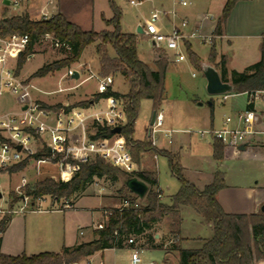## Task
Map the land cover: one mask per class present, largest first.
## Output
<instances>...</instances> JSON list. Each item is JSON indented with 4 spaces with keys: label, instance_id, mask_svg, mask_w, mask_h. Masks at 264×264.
<instances>
[{
    "label": "trees",
    "instance_id": "trees-1",
    "mask_svg": "<svg viewBox=\"0 0 264 264\" xmlns=\"http://www.w3.org/2000/svg\"><path fill=\"white\" fill-rule=\"evenodd\" d=\"M238 1L226 0L221 17L212 32L214 37L222 35L224 23ZM107 2L112 17L104 23L111 28L110 31H83L77 25L70 23L61 13L38 21L31 20L24 13L11 17L2 16L0 36L26 35L28 37L26 49L18 54L16 59V74L21 71L27 56L33 54V48L46 36L51 37L53 43H58L69 54L62 60L41 66L30 76V79L44 78L69 67L80 59L86 47L94 45L100 76L104 78L109 75H119L127 84L128 89L125 94L111 89L103 94H95L92 104L110 97L118 101L123 108L125 121L120 126V134L116 136L124 143L131 161L137 166L141 155L145 153L164 157L171 176L179 183V189L171 197L169 205L162 204L158 192L153 190L157 186L156 172L136 171L127 174L98 157L91 158L86 163L68 160L66 164L72 166L74 170L71 178L66 180L45 178L32 185L27 184L21 189V196L30 198L31 203L42 197H48L52 203H58L80 194L93 183L94 179L105 178L113 182L121 181L119 190L122 194L121 201L128 200L129 206L121 211L110 209L103 229L97 230L95 239L89 243L72 249L64 248L60 253H42L31 256L21 254L11 257L0 252V264H74L97 252L122 248L125 241L131 237L143 236L153 224L162 218L169 217L178 222L180 207L190 208L205 224L210 225L212 236L204 240L199 249L193 250L182 249L181 239L175 236L171 249L177 252L178 264H253L264 260V213L236 215L223 212L216 200L218 192L225 188L223 172L217 170L212 182L199 190L184 179L178 154L158 150L149 140L137 141L134 138L140 103L144 100L150 101L152 111L156 113L163 103L164 76L168 62L164 55L159 54L157 61L154 62V69L143 63L137 56V44L142 38L141 35L122 33L121 11L114 0H107ZM214 41L213 39L210 42L208 57L210 65H214L216 57ZM183 45L190 62L200 69V59L190 51L188 43L184 42ZM109 49L114 53L113 57L109 55ZM221 80L231 84L235 94L264 91V38L260 45V59L256 64L247 68L243 73L231 72L229 80L223 74ZM80 104L77 106L88 108V103ZM58 106L44 108L54 110ZM91 131L92 133L88 134L91 140L113 137L110 133L111 128L106 125L93 123ZM225 150L226 148L220 141L212 140V158L215 162H222ZM27 162L25 159L7 169H0V173L11 175L20 172L26 167ZM131 178H137L149 186L143 198L146 202L144 208L135 207L136 199L127 193L124 182ZM8 198L10 207L21 199L20 195L14 193H9ZM8 219L6 215L0 219V243Z\"/></svg>",
    "mask_w": 264,
    "mask_h": 264
},
{
    "label": "rangeland",
    "instance_id": "rangeland-1",
    "mask_svg": "<svg viewBox=\"0 0 264 264\" xmlns=\"http://www.w3.org/2000/svg\"><path fill=\"white\" fill-rule=\"evenodd\" d=\"M1 1V0H0ZM130 0H114L116 6L121 11L120 27L124 33L135 34L137 27H144L146 21L149 20L151 13L155 10H162L159 0H141L140 6H132ZM138 1V0H134ZM27 5L31 20H43L42 13H48L47 17H52V6L46 5L45 11L39 10L42 5L38 3L37 7L31 1L23 0L21 5L9 7H1L0 18L21 15L28 12L24 8ZM33 2V1H32ZM35 3V2H33ZM61 12L65 14L69 22L79 26L82 30H93L95 32L110 31V27L106 26L104 21L112 16L107 0H61ZM34 11V13H33ZM175 24H179L176 21ZM158 27L164 26L163 32H168L169 23L164 18L157 23ZM137 45L138 58L146 63L151 69H154V51L155 53L165 56L167 61H171V56L163 49L156 47L150 43L148 37L141 36ZM190 51L194 52L201 58V65L207 64L210 53V44L200 42V39L190 40ZM181 53L185 56V61L180 64H169L164 76V101L162 107L157 111L161 112L164 117L163 126L154 135L157 147H165L179 155L180 164L186 169L184 179L191 180L190 182L199 183L205 180L206 176L213 171L219 170L224 173V182H229L233 185L243 184L246 178L252 182L257 172L250 171L240 161H228L221 163L220 166H215L211 161V137L206 134L209 130H219L222 121L226 117H233L235 113L244 110L245 96L243 94L235 95L234 98H229L224 103L222 99L225 95L209 96L206 92V81L203 77L202 69L192 66L185 47L180 48ZM110 50V55H112ZM69 54L59 44L52 42L50 37L43 38L34 48L33 54L27 56L25 64L21 71L16 74V78L23 86H27L32 101L39 103L42 107L58 106L57 109L64 107L66 109L83 108L80 103H88V111H99L106 108L104 100L96 102L92 105L95 94H97V82L102 76L99 74L98 59L96 48L94 45L88 46L83 51L80 59L67 68H63L44 78L30 79V76L41 66L59 61L67 57ZM12 67L16 69V59L11 60ZM69 70L79 74L78 79H73L71 75H67ZM194 75V77H192ZM111 76V75H109ZM115 89L123 93L127 90V84L119 76H111ZM235 94V93H234ZM229 95H233L229 93ZM212 101V106H208V101ZM235 105V111L230 112V105ZM200 105V106H199ZM93 106V107H92ZM150 101H142L138 118L135 123L134 137L144 140L145 131L151 129L149 122L151 119ZM21 106L18 103L17 95H13L9 90L4 89L0 96V113L3 112H18ZM91 123L87 124V132L92 133ZM120 127V126H118ZM171 128L174 131L172 136V144L168 145L167 140L163 138L160 131ZM200 132H204L203 135ZM116 138V137H115ZM166 141H165V140ZM26 167L17 173L7 174V187L5 188L4 179L0 178V211L9 209L10 199L9 193H14L21 196V189L29 184L32 185L37 181L45 178H54L60 180L58 168L53 164H44L36 166L34 162L27 159ZM156 172L159 189L162 191L163 202H167L169 196L174 194L179 188L178 181L171 176L167 160L159 156L156 161ZM11 167V166H10ZM6 167L4 169H7ZM3 170V169H1ZM260 170V169H259ZM246 176V177H244ZM187 180V181H189ZM121 181L114 183L107 179L95 181L90 186L86 195L102 198L105 203L108 202L109 207H103L100 211L103 215V210H110L119 203L122 194ZM46 201L41 204V208L47 209L51 206V199L45 197ZM67 201L72 204L73 197ZM63 202L57 203L58 206ZM97 204V201H92ZM21 200L16 203L14 208L20 207ZM38 207V205H36ZM57 207V206H56ZM12 206L10 207V209ZM3 215H10L4 212ZM183 234L184 236L209 238L212 232L206 225L198 226L185 213L183 216ZM186 248H196L191 244H183ZM141 264H163V255L160 251L140 252ZM99 261L97 260L96 263ZM170 264H176V259L173 257Z\"/></svg>",
    "mask_w": 264,
    "mask_h": 264
},
{
    "label": "crops",
    "instance_id": "crops-1",
    "mask_svg": "<svg viewBox=\"0 0 264 264\" xmlns=\"http://www.w3.org/2000/svg\"><path fill=\"white\" fill-rule=\"evenodd\" d=\"M26 1H31V3L36 7L38 6V3H40V5L43 4L39 12L45 11L43 8L45 9L46 5H51V16L61 13L66 18L65 14L61 12V0ZM159 1L161 2L160 6L162 10L166 9L167 14L165 19L170 24L168 32L171 29V24H174L177 28H180V31L183 32V34L187 37H189V35L194 33L197 29H199V34L201 35H211L217 21L221 17V13L226 2V0H184L187 2V5L183 7L179 4V2L182 0ZM27 5L28 3L24 8L28 12V14H26L29 16V13H32V10H28ZM110 18L106 20H109ZM176 21H179V24H175ZM181 21L187 22V26L185 28L180 27ZM161 28L164 30L163 25ZM134 35H136V33ZM263 38L264 0H239L230 11L229 16L224 23L222 35L214 39L216 57L214 59V65L212 66L216 69L220 78L224 74V77L229 80L231 72L243 73L247 68L256 64L260 59V45ZM192 39L198 38H188L184 42L188 43L190 46V40ZM151 45L153 47V44ZM108 53H110V49L108 50ZM192 53L201 60L197 54L194 52ZM158 55L159 54L155 53L154 51V62L157 61L159 57ZM169 55L171 56V61H167L168 65H177L183 62H176L173 55L171 53ZM110 56L113 57L114 53H112ZM192 66L194 65L192 64ZM192 77L194 76L192 75ZM111 90L120 93V91L115 89L114 86L111 87ZM126 92L127 90L120 94H125ZM232 94L233 95H229V93L225 94L222 102L224 103L229 98H234L235 95H239L234 94L233 92ZM243 95L245 96V109L247 97L246 94ZM208 103H210L208 106L211 107L212 101L209 100ZM92 105L94 106V104ZM229 109L230 112L235 111V105H230ZM150 112L152 115V107ZM7 113L17 112H3L0 114ZM237 113H235L231 118L233 119ZM223 121L221 124L222 126ZM163 123L164 117L162 126ZM235 125L236 122L233 120L229 128H233ZM259 128L264 130V122ZM178 132L179 131H174L171 128H166L160 131V133L163 135V138L167 140L168 145L172 144V136L174 133ZM168 133H170L169 137L167 136ZM155 134L156 133H150L149 129H147L145 131L144 140L151 141L154 147L158 150L173 153L165 147L160 148L156 146V138L154 137ZM113 138L119 140L117 136H113ZM134 138L137 141H143L141 138ZM210 146L211 161L215 166H220L223 162L240 161L242 165L244 164L245 167L249 168L250 171L257 170L252 182H249V180L246 178H243L245 179L243 184L233 185L227 181L225 182V188L220 190L216 196V200L223 212L226 214L236 215H251L261 212V208L264 207V147L260 145L246 146L243 152L238 151V149L234 150L232 148L225 147L226 150L224 151V158L222 162L217 163L212 158V141ZM158 157L159 156L148 153L142 154L139 164L136 166L137 171L156 172V161ZM181 167L182 173L185 177L186 169L182 165ZM216 171H213L211 174L207 175L203 182H192V184L197 189L202 190L205 186L212 182L213 175ZM7 177L8 176L6 173H0V178L4 179L5 188L7 187ZM99 180L101 179H94L93 183ZM190 181L191 180L188 182ZM92 184L90 186H92ZM146 185L149 189L148 184ZM90 186H88L80 194L73 197L70 209H64L62 211L51 210L7 215L9 219L5 225V230L1 235V254L16 257L21 254L31 256L42 253H60L64 248L72 249L81 244L89 243L94 240L95 232L97 231L96 226L98 224L104 225L106 222V217L102 216L100 211L103 207H109V205L108 202L105 203L102 198L86 195V191ZM178 189L179 188H177V191ZM153 190L160 193V202L166 205L170 204L171 197L177 192L176 191L174 194L169 196L167 202H163L164 198L162 191L159 189L158 180L157 186L153 188ZM127 193L136 199V204L138 207L144 208L146 206L144 199L137 198L133 194L129 193L128 190ZM92 201H97L98 203L93 204ZM120 203L121 198L119 203H117V205L114 207H118ZM15 205L13 207H15ZM9 209L0 211V219L4 216V212L8 211ZM185 213L191 219V221H193L195 224H198V226L206 225L207 228L211 230V226L205 224L193 210L188 207H180L178 222L169 217L162 218L159 222L153 224L150 230L146 231L143 236L131 237L134 241L133 246L128 245L127 241H125L122 248L108 249L97 252L94 255L83 258L74 264H130L131 251L133 249H137L139 252L160 251L163 255V264H170V261L173 257L176 259V264H178L177 252L171 249V245L174 242L175 236H178L181 239L180 247L182 249L189 250L199 249L204 240L211 238H200L198 236L190 238L188 236H184L182 232L184 225L182 216ZM183 244H191L190 247L195 246L196 248H189V246L186 248L183 246ZM97 260L99 261L98 263H96ZM253 264H264V260L256 261Z\"/></svg>",
    "mask_w": 264,
    "mask_h": 264
},
{
    "label": "built area",
    "instance_id": "built-area-1",
    "mask_svg": "<svg viewBox=\"0 0 264 264\" xmlns=\"http://www.w3.org/2000/svg\"><path fill=\"white\" fill-rule=\"evenodd\" d=\"M0 1L1 7L21 5L23 0H6L8 5ZM132 6H140L142 1L130 0ZM181 6H186L187 2H179ZM48 13H42L43 20L49 19ZM166 12L153 11L149 20L145 22L142 30L144 35L156 47L163 49L166 53L172 54L176 62L185 60L180 48L188 38H198L202 43L210 44L211 40L218 38L212 34L205 36L199 34V29L187 37L171 24L169 32H163L157 23L166 16ZM186 21L180 22V27L185 28ZM49 36H46L47 38ZM51 38V37H50ZM52 40V39H51ZM58 45V43H54ZM28 45L26 35L0 36V96L4 89L9 90L13 95H17V100L21 109L17 113L0 114V169L13 166L25 159H29L36 166L53 164L59 170L61 180L69 179L73 176L72 166L66 164L68 160L86 163L91 158L98 157L106 163L121 170L124 173L132 174L137 171L135 164L131 161L129 154L121 140L97 139L91 140L87 132V124L97 123L106 125L111 129L121 126L124 121V112L121 104L114 98L105 99L106 108L104 110L89 112L88 108L60 109L53 111L42 107L39 103L32 101L27 86H23L16 78V69L11 65L13 58L17 59ZM75 71L69 70L67 75L73 76ZM194 76V75H193ZM113 80L111 76L100 78L97 82V94H103L111 89ZM246 108L238 112L235 117H226L223 126L219 130H209L206 132L212 140L220 141L224 147L237 150L239 146L260 145L264 147V130L260 125L264 122V91H256L246 94ZM235 120L236 125L229 128ZM163 116L156 113L155 120L150 133H156L162 127ZM201 135L204 132H200ZM170 136V133L167 135ZM17 147L20 150L17 151ZM36 156V158H35ZM54 179V178H52ZM160 198V193L158 192ZM21 206L9 209V214H26L41 211H62L70 209L71 204L63 200L60 206L51 203L50 208L43 209L41 204L46 201L45 197L36 199L31 203L30 198L21 197ZM38 205V207H36ZM57 206V207H56ZM129 206L128 200L121 201L114 209L123 210ZM135 207L138 205L135 203ZM110 210H103V215L107 217ZM103 224H98L96 230L103 229ZM127 244H133V239L127 240ZM130 264H141L140 252L137 249L131 251Z\"/></svg>",
    "mask_w": 264,
    "mask_h": 264
},
{
    "label": "water",
    "instance_id": "water-1",
    "mask_svg": "<svg viewBox=\"0 0 264 264\" xmlns=\"http://www.w3.org/2000/svg\"><path fill=\"white\" fill-rule=\"evenodd\" d=\"M3 4L8 5V1L4 0ZM136 35H144V31L141 27L136 29ZM203 77L206 81V92L209 96H218L225 95L233 92V87L229 83L222 82L218 72L216 69L210 65L209 63L201 65ZM79 75L77 72L73 73L72 78L78 79ZM210 105V103H208ZM156 112L153 111L150 119V127L153 125L155 120ZM121 128L116 126L113 127L110 131L111 135L116 136L119 135ZM246 148V144H243L238 147V151L243 152ZM20 150V147H17V151ZM125 188L129 191V193L133 194L139 199H143L148 191L147 185L140 181L137 178H131L124 182ZM1 198V195H0ZM261 212L264 213V207L261 208Z\"/></svg>",
    "mask_w": 264,
    "mask_h": 264
}]
</instances>
